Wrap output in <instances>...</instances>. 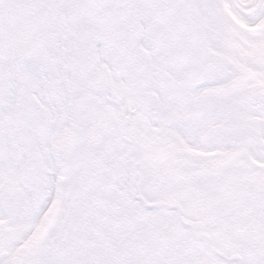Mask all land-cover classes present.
Returning a JSON list of instances; mask_svg holds the SVG:
<instances>
[{"label":"snow or ice","instance_id":"1","mask_svg":"<svg viewBox=\"0 0 264 264\" xmlns=\"http://www.w3.org/2000/svg\"><path fill=\"white\" fill-rule=\"evenodd\" d=\"M0 264H264V0H0Z\"/></svg>","mask_w":264,"mask_h":264}]
</instances>
